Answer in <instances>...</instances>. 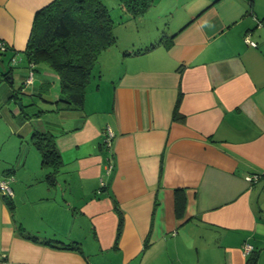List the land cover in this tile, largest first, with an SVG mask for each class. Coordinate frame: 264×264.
I'll use <instances>...</instances> for the list:
<instances>
[{"label":"crops","instance_id":"1","mask_svg":"<svg viewBox=\"0 0 264 264\" xmlns=\"http://www.w3.org/2000/svg\"><path fill=\"white\" fill-rule=\"evenodd\" d=\"M50 1L0 0V39L13 63H24L0 68V76L9 70L2 82L16 76L20 87L34 14ZM176 1L147 9L162 20L161 38L100 53L106 81L87 90L84 110L47 109L37 126L18 122L23 142L4 173L10 203L0 191V264H246L245 242L264 264V180L245 177L264 172V0ZM56 83L36 65L16 94H41L52 108ZM34 129L56 134L63 164L54 183L48 168L33 166L37 159L43 168Z\"/></svg>","mask_w":264,"mask_h":264},{"label":"trees","instance_id":"2","mask_svg":"<svg viewBox=\"0 0 264 264\" xmlns=\"http://www.w3.org/2000/svg\"><path fill=\"white\" fill-rule=\"evenodd\" d=\"M249 2L251 3L252 0ZM153 3L154 0H119V7L129 16L135 17L147 11ZM114 24L115 20L112 17L111 9L102 0H51L35 12L30 35L26 47L23 49L28 61V70L21 79L20 87L13 90L12 96L20 99L21 96L17 95L16 91L21 90L23 84L32 83L33 80L26 83L25 78L30 71L33 73V78L35 77L36 65H44L55 73L58 95L53 101H50L54 105L52 108H45L35 101L21 102L19 112L21 119L19 121L31 120L32 117L36 119L47 109L55 111L85 109L87 87L93 77L94 69H96L95 76H101L99 55L116 42L117 37L113 31ZM7 49L6 43V49L2 52ZM13 57L14 53L10 55V62H14ZM1 72L4 73L0 76V82L4 80L3 77L9 70ZM35 94L39 95V98L45 103L41 94L33 93L32 96ZM178 105L179 98L173 112L174 117L177 118L181 117ZM29 140L40 154L41 165L49 169L45 175L46 180L54 183V174L63 164L61 153L56 144V134L49 129H34ZM101 149L105 161H112V143L107 145L105 142V130ZM8 171L10 170L6 169L4 173ZM11 179L10 175L0 177V181L6 180L12 190V194H3L8 203L13 195ZM21 233L32 240L51 243L49 239L39 238L29 231H21ZM62 246L77 247L70 243H64ZM257 257V252L252 250L247 255L246 264H257Z\"/></svg>","mask_w":264,"mask_h":264},{"label":"rangeland","instance_id":"3","mask_svg":"<svg viewBox=\"0 0 264 264\" xmlns=\"http://www.w3.org/2000/svg\"><path fill=\"white\" fill-rule=\"evenodd\" d=\"M102 1L111 9L112 17L115 20L113 31L117 39L116 42L112 45V48L110 49H119L122 54L124 53L125 46L131 45L132 42H149L150 40H156L162 37V27L160 24L162 20L157 19L158 12L155 8L151 11H144L141 16L139 15L132 17L129 16L124 10L119 7V0ZM169 1H171V7L175 8L177 1L166 0V3ZM0 52L1 69L4 67L7 68L9 66H24L23 62H10V54L2 51ZM95 75L96 69H94L93 77L91 78V82L87 87L88 93L91 90V85L97 86L99 82H101V84L103 85V83L106 81L105 74H103L102 80H99V77ZM13 80L14 81L11 84H9V82H0V157H2L0 158V177L4 175V170L6 169L13 171L14 167L16 166L15 162L18 154V152L16 153L17 144L19 142H23L21 136L23 135L24 130H18V122L21 119V114L19 113L21 107L17 101L20 100L24 103L28 101H35V103H38L40 105L45 104L37 94L32 96V98L30 99L28 98L29 96H24L23 94H21L20 99H16L15 96H12V93L13 90L19 85V80L16 76ZM47 80L48 81L44 84V91L49 94H52L54 92V87L52 86L51 78H48ZM32 118L30 120V125H34L35 123L38 124V121H35V119ZM33 149L37 153V155H39L40 160L39 152L36 150L35 147H33ZM33 166L38 169V174L39 169H46L45 167L40 168L39 163L37 164V159L34 161Z\"/></svg>","mask_w":264,"mask_h":264},{"label":"built area","instance_id":"4","mask_svg":"<svg viewBox=\"0 0 264 264\" xmlns=\"http://www.w3.org/2000/svg\"><path fill=\"white\" fill-rule=\"evenodd\" d=\"M244 38L247 42L253 45L256 44L255 41L250 39L249 33H246ZM5 49H6V42L0 39V51H4ZM32 80H33V73L30 71L28 76L25 78V81L26 83H30ZM113 137H114V133L112 129L108 126L105 129V142L107 143V145H110L112 143ZM112 166H113V163L111 160L106 162L105 170L107 173L111 171ZM245 177L250 183H256V182L264 180V172L248 173ZM0 191H2L3 194H7V195L12 194V190L7 184L6 180L0 181ZM242 248H243V252L245 255H248L253 250V246L249 242H245Z\"/></svg>","mask_w":264,"mask_h":264},{"label":"water","instance_id":"5","mask_svg":"<svg viewBox=\"0 0 264 264\" xmlns=\"http://www.w3.org/2000/svg\"><path fill=\"white\" fill-rule=\"evenodd\" d=\"M10 75H11V74H10ZM17 102H18V104H19V105H20V107H21V101H20V100H18Z\"/></svg>","mask_w":264,"mask_h":264}]
</instances>
